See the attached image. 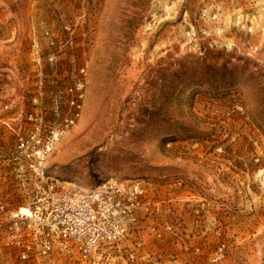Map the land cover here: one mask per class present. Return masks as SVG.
Wrapping results in <instances>:
<instances>
[{"label": "rangeland", "instance_id": "374dc122", "mask_svg": "<svg viewBox=\"0 0 264 264\" xmlns=\"http://www.w3.org/2000/svg\"><path fill=\"white\" fill-rule=\"evenodd\" d=\"M43 151L59 185L145 180L128 264H264V0H0L7 210Z\"/></svg>", "mask_w": 264, "mask_h": 264}, {"label": "built area", "instance_id": "2783aa9c", "mask_svg": "<svg viewBox=\"0 0 264 264\" xmlns=\"http://www.w3.org/2000/svg\"><path fill=\"white\" fill-rule=\"evenodd\" d=\"M45 152L22 166L36 198L26 209L0 205V236L26 264L63 256L80 264H128L141 243L132 242L148 186L141 178H101L90 189L45 176ZM30 176L34 180L30 181ZM33 179V178H32ZM161 264V263H156Z\"/></svg>", "mask_w": 264, "mask_h": 264}, {"label": "bare ground", "instance_id": "6f19581e", "mask_svg": "<svg viewBox=\"0 0 264 264\" xmlns=\"http://www.w3.org/2000/svg\"><path fill=\"white\" fill-rule=\"evenodd\" d=\"M98 131H99V129H96V128H92L90 131H89V134H88V136L86 137V138H90V137H92V136H94V135H96L97 133H98ZM108 136V134H105V137H107ZM84 137V138H85ZM76 142L74 141V140H72V139H70V140H68V141H66V143L62 146V151H67L68 149H70V148H72V146L75 144ZM23 210H25L26 209V207H21Z\"/></svg>", "mask_w": 264, "mask_h": 264}]
</instances>
